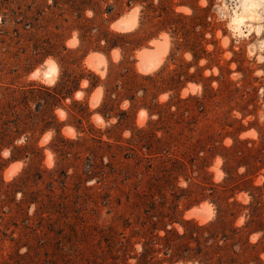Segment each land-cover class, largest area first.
<instances>
[{
	"label": "rangeland",
	"instance_id": "374dc122",
	"mask_svg": "<svg viewBox=\"0 0 264 264\" xmlns=\"http://www.w3.org/2000/svg\"><path fill=\"white\" fill-rule=\"evenodd\" d=\"M0 128V264H264V4L0 0Z\"/></svg>",
	"mask_w": 264,
	"mask_h": 264
},
{
	"label": "trees",
	"instance_id": "16d2710c",
	"mask_svg": "<svg viewBox=\"0 0 264 264\" xmlns=\"http://www.w3.org/2000/svg\"><path fill=\"white\" fill-rule=\"evenodd\" d=\"M83 74H80V76L75 79L76 81H80L83 77ZM74 80V81H75ZM96 87V85H92V88ZM68 88V80L64 83H62V85L60 86L59 89H54L53 90V95L54 98H56L57 96H59V94H62V92H64L66 89ZM74 108H80L81 106L77 103L73 104ZM0 135L2 137L3 140L8 139L9 136L11 135V132L8 129H1L0 128ZM21 150H25V148H15V152L19 153ZM22 152V151H21ZM173 233L169 232L168 233V237H166L165 239H163L165 241V250L166 253L169 257V264H174L175 262L181 260V261H187L189 259H192L193 257L197 258V259H204L201 260L200 262H205L209 261L211 258H208V256H206V254H200L201 250L198 248L199 252L195 253L193 255V250L188 247L187 245H183V244H179L176 243V240H180L182 239V237H178L177 235L175 237H173ZM155 241L150 240L149 242H147L144 245L143 248V253L140 254L139 258H137V263L136 264H160V261H157L155 259V257L150 255L151 250L153 249V245ZM180 251V256H178V253ZM177 257V258H176ZM176 258V259H175ZM175 259V260H174Z\"/></svg>",
	"mask_w": 264,
	"mask_h": 264
},
{
	"label": "bare ground",
	"instance_id": "6f19581e",
	"mask_svg": "<svg viewBox=\"0 0 264 264\" xmlns=\"http://www.w3.org/2000/svg\"><path fill=\"white\" fill-rule=\"evenodd\" d=\"M131 21H132V17H129L128 19H124V20H122L121 21V24H123V25H125L124 27L126 28V25H129V23H131ZM118 23H120V22H118ZM238 23H240V21L238 22ZM115 26H116V28H117V25H119V24H114ZM120 27V26H119ZM117 30V29H116ZM122 30V29H121ZM126 30H129V28L128 29H126ZM145 52H148V51H145ZM143 53H144V51H143ZM147 55H149V54H147ZM147 55H146V53H144V54H142V57H141V60H142V64H143V68L145 69V70H150V69H153L157 64H158V61H159V58H157V56L156 57H153L152 59H150L149 60V58H147ZM141 64V63H140ZM141 64V65H142ZM140 65V66H141ZM156 68V67H155ZM143 69H141V71H142ZM144 70V71H145ZM99 95V94H98Z\"/></svg>",
	"mask_w": 264,
	"mask_h": 264
},
{
	"label": "snow or ice",
	"instance_id": "6c2138e0",
	"mask_svg": "<svg viewBox=\"0 0 264 264\" xmlns=\"http://www.w3.org/2000/svg\"><path fill=\"white\" fill-rule=\"evenodd\" d=\"M255 2L264 4V0H255Z\"/></svg>",
	"mask_w": 264,
	"mask_h": 264
}]
</instances>
